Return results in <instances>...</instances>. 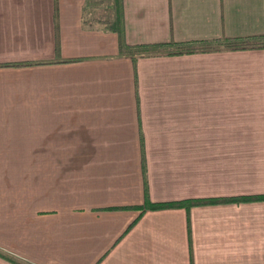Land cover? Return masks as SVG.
<instances>
[{
  "label": "crops",
  "instance_id": "1",
  "mask_svg": "<svg viewBox=\"0 0 264 264\" xmlns=\"http://www.w3.org/2000/svg\"><path fill=\"white\" fill-rule=\"evenodd\" d=\"M264 0H0V264H264ZM1 254L13 259L5 258Z\"/></svg>",
  "mask_w": 264,
  "mask_h": 264
},
{
  "label": "trees",
  "instance_id": "2",
  "mask_svg": "<svg viewBox=\"0 0 264 264\" xmlns=\"http://www.w3.org/2000/svg\"><path fill=\"white\" fill-rule=\"evenodd\" d=\"M118 33V45L119 53L122 55L131 56L133 58L143 57V56H153L160 54H176V53H185L193 52L202 49L211 48L212 45H217L225 49H238V48H248L253 46H260L264 44L263 35H250L244 37H223L217 40H206L199 42H160V43H141L130 45L127 44L124 40L123 27L122 25L117 29ZM264 199V195H249V196H237L232 198H213V199H190L180 202L172 203H154L151 206L161 207V206H177L180 204H185L186 206L199 205V204H216L226 201H248V200H260ZM11 261L13 259L6 257Z\"/></svg>",
  "mask_w": 264,
  "mask_h": 264
}]
</instances>
